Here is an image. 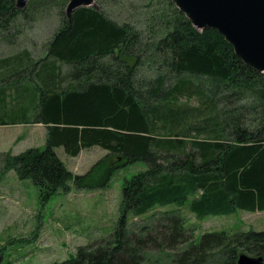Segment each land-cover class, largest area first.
Returning <instances> with one entry per match:
<instances>
[{
  "label": "trees",
  "instance_id": "trees-1",
  "mask_svg": "<svg viewBox=\"0 0 264 264\" xmlns=\"http://www.w3.org/2000/svg\"><path fill=\"white\" fill-rule=\"evenodd\" d=\"M94 2L98 10L79 8L67 19L65 0H31L23 10L0 0L1 28L40 5L57 8L60 19L42 60L22 50L15 63L4 61L12 73L0 78V127L36 124L46 135L43 150L0 152V172L29 180L46 203L71 186L105 189L129 164L146 166L123 183L109 238L51 264L264 260V231L203 233L194 244L168 208L186 206L197 220L264 211V75L243 65L219 32L194 29L170 0L146 14V32ZM93 147L105 157L82 176L55 154L62 148L76 158ZM130 216L147 217L130 230Z\"/></svg>",
  "mask_w": 264,
  "mask_h": 264
},
{
  "label": "rangeland",
  "instance_id": "rangeland-1",
  "mask_svg": "<svg viewBox=\"0 0 264 264\" xmlns=\"http://www.w3.org/2000/svg\"><path fill=\"white\" fill-rule=\"evenodd\" d=\"M98 2L109 18L118 24H131L140 32L147 31L146 14L163 6L162 0ZM59 22L57 8L40 5L36 11L28 12L26 18L19 16L12 25L24 32L20 48L38 61L46 56L44 45L51 40ZM189 104L193 105L194 101ZM45 135L44 127L36 124L0 127V152L18 155L34 147L43 150ZM55 154L72 174L82 176L105 157L106 151L93 147L82 150L76 158H69L62 148H57ZM145 169L143 162L129 164L113 175L105 189L76 190L71 186L68 194L59 191L46 203L40 202L37 189L29 180L20 181L13 170L0 172V264L62 263L74 258L77 248L107 240L117 227L123 183ZM168 208L180 214L186 228L192 231L194 244L199 243L203 233L264 231V211L249 214L238 210L226 217L197 220L186 206ZM167 209H157L155 213ZM147 216H130L128 229L134 230ZM157 256H161L158 251L151 252L149 257Z\"/></svg>",
  "mask_w": 264,
  "mask_h": 264
},
{
  "label": "water",
  "instance_id": "water-1",
  "mask_svg": "<svg viewBox=\"0 0 264 264\" xmlns=\"http://www.w3.org/2000/svg\"><path fill=\"white\" fill-rule=\"evenodd\" d=\"M30 0H15L23 10ZM67 19L79 8L98 10L94 0H65ZM194 29H210L232 46L247 67L264 75V0H170ZM237 264H264L261 257L238 256Z\"/></svg>",
  "mask_w": 264,
  "mask_h": 264
},
{
  "label": "crops",
  "instance_id": "crops-1",
  "mask_svg": "<svg viewBox=\"0 0 264 264\" xmlns=\"http://www.w3.org/2000/svg\"><path fill=\"white\" fill-rule=\"evenodd\" d=\"M23 33L24 32L19 29L17 25H12V23L5 28L0 27V78H2L1 76H7L8 73H12L9 72L7 68V64L9 63H5L4 61L10 59L13 63H15L16 56L19 57L22 54V49L20 47L22 45L21 35ZM18 61L19 59L17 62Z\"/></svg>",
  "mask_w": 264,
  "mask_h": 264
}]
</instances>
